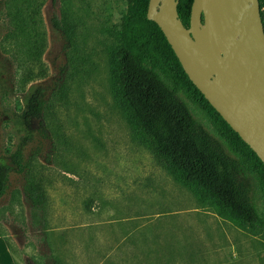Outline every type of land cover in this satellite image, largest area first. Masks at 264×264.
I'll list each match as a JSON object with an SVG mask.
<instances>
[{"label": "rangeland", "instance_id": "374dc122", "mask_svg": "<svg viewBox=\"0 0 264 264\" xmlns=\"http://www.w3.org/2000/svg\"><path fill=\"white\" fill-rule=\"evenodd\" d=\"M5 1L0 0V164L10 172L0 195V233L19 246V264H225L228 256L236 264H264V230L241 226L195 186L182 184L115 101L112 58L125 1L45 0V74L29 81L23 38L7 35L12 27ZM53 14L73 25L72 52L85 75L67 81L71 48L53 27ZM37 88L44 92L43 112L26 116L27 98ZM179 95L241 162L264 220L260 174L198 95L184 89ZM23 116L30 118L29 127ZM30 183L42 193L40 205L29 198ZM196 251L201 257L193 260ZM213 251L217 259L207 257Z\"/></svg>", "mask_w": 264, "mask_h": 264}, {"label": "trees", "instance_id": "16d2710c", "mask_svg": "<svg viewBox=\"0 0 264 264\" xmlns=\"http://www.w3.org/2000/svg\"><path fill=\"white\" fill-rule=\"evenodd\" d=\"M124 1L118 45L112 58L115 101L126 109L140 134L150 141L156 159L175 171L182 184L195 186L202 197L212 200L220 214L228 215L241 226L264 230V220L251 198L250 186L241 172V162L193 117L179 95V89L190 90L200 97L216 118L223 135L260 174L263 198L264 164L188 78L160 27L147 18L149 0ZM44 2L5 1L6 16L12 27L7 35L10 39L22 37L25 54L30 58V64L24 68V81L45 74L42 60L47 46L42 17ZM259 3L264 26V0ZM191 4L192 0H178L177 4L179 19L186 27L190 23ZM51 22L62 32L66 45L71 48L64 68L67 81L85 75L82 60L72 52L77 48L73 25L62 21L56 14L51 16ZM35 66L37 74H34ZM43 99L41 89L33 90L25 104V115L39 117L44 108ZM23 122L28 127L25 116ZM9 172V167L0 165V195L4 192ZM28 195L34 205L42 203V193L36 184L30 183Z\"/></svg>", "mask_w": 264, "mask_h": 264}, {"label": "water", "instance_id": "95a60500", "mask_svg": "<svg viewBox=\"0 0 264 264\" xmlns=\"http://www.w3.org/2000/svg\"><path fill=\"white\" fill-rule=\"evenodd\" d=\"M178 0H149L147 18L162 30L196 88L264 164V26L259 0H193L190 23Z\"/></svg>", "mask_w": 264, "mask_h": 264}, {"label": "crops", "instance_id": "0c3cea01", "mask_svg": "<svg viewBox=\"0 0 264 264\" xmlns=\"http://www.w3.org/2000/svg\"><path fill=\"white\" fill-rule=\"evenodd\" d=\"M226 244L230 245L231 241H229ZM17 249H19V246L17 244H14V245L11 244V242L6 239L5 235H3V233H0V264H19L17 256L19 255L20 251L17 252L16 251ZM204 256H206V255L204 254ZM190 257L193 260L198 259L201 257V253H199L197 251L195 253L192 252L190 254ZM207 257L217 259L218 254L214 251L208 252ZM224 263L225 264H236V262L233 260V257H230V256H228L227 259H225Z\"/></svg>", "mask_w": 264, "mask_h": 264}, {"label": "flooded vegetation", "instance_id": "af4514ba", "mask_svg": "<svg viewBox=\"0 0 264 264\" xmlns=\"http://www.w3.org/2000/svg\"><path fill=\"white\" fill-rule=\"evenodd\" d=\"M192 1H193V0H192ZM26 116H28V115H26ZM26 116H25V117H26ZM30 117H35V116H30ZM26 118H27V117H26ZM27 120H28V124H30V118H29V119L27 118ZM24 124H25V123H24ZM28 127H29V125H28ZM0 165H1V164H0Z\"/></svg>", "mask_w": 264, "mask_h": 264}]
</instances>
